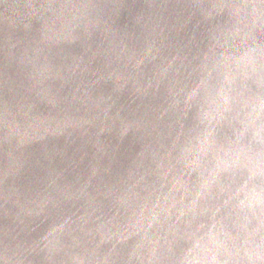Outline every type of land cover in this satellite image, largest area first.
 Wrapping results in <instances>:
<instances>
[{
    "label": "clouds",
    "instance_id": "1",
    "mask_svg": "<svg viewBox=\"0 0 264 264\" xmlns=\"http://www.w3.org/2000/svg\"><path fill=\"white\" fill-rule=\"evenodd\" d=\"M0 0V264H264V0Z\"/></svg>",
    "mask_w": 264,
    "mask_h": 264
},
{
    "label": "water",
    "instance_id": "2",
    "mask_svg": "<svg viewBox=\"0 0 264 264\" xmlns=\"http://www.w3.org/2000/svg\"><path fill=\"white\" fill-rule=\"evenodd\" d=\"M136 7L137 6L132 4L131 0H128V3L125 5V8L123 10L122 15H124V14H128V15L134 14L135 11H136Z\"/></svg>",
    "mask_w": 264,
    "mask_h": 264
}]
</instances>
